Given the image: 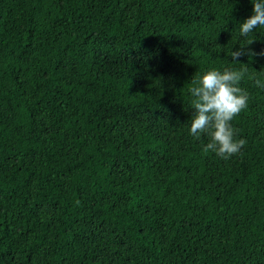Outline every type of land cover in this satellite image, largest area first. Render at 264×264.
Instances as JSON below:
<instances>
[{"label":"trees","instance_id":"1","mask_svg":"<svg viewBox=\"0 0 264 264\" xmlns=\"http://www.w3.org/2000/svg\"><path fill=\"white\" fill-rule=\"evenodd\" d=\"M252 9L0 0V264H264V27L239 30ZM213 69L244 71L249 97L227 160L189 134V89Z\"/></svg>","mask_w":264,"mask_h":264},{"label":"clouds","instance_id":"2","mask_svg":"<svg viewBox=\"0 0 264 264\" xmlns=\"http://www.w3.org/2000/svg\"><path fill=\"white\" fill-rule=\"evenodd\" d=\"M252 15L240 24L241 37H247L258 27H264V0H251ZM253 41H248L251 45ZM244 48L231 52V59L239 62L245 55ZM258 55L264 56V50ZM244 77V71L225 69L223 72L210 70L193 81L189 91L194 114L191 119L189 134L199 140L201 134H207L209 142L203 148L204 153H215L227 160L240 153L246 145L245 139H236V130L231 121L248 107V94L238 87ZM258 87H264L259 80Z\"/></svg>","mask_w":264,"mask_h":264}]
</instances>
